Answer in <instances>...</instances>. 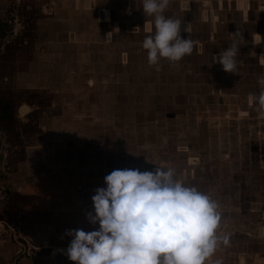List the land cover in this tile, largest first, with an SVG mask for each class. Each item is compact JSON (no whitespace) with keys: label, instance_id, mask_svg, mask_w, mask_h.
Returning <instances> with one entry per match:
<instances>
[{"label":"rangeland","instance_id":"rangeland-1","mask_svg":"<svg viewBox=\"0 0 264 264\" xmlns=\"http://www.w3.org/2000/svg\"><path fill=\"white\" fill-rule=\"evenodd\" d=\"M16 1L0 29L5 35L14 31L17 38L6 44L4 53L0 50V61L11 56L28 60L30 51L20 49L24 40H33L39 21L53 18L55 30L65 28L56 20L66 15V6L56 5L60 0ZM181 1L169 0L163 13L180 20L181 37L194 41L193 52L180 61L162 59L159 66L149 65L142 42L154 35L155 28L153 17L143 14V0H128L138 25L131 37H121L120 64L115 63L117 56L114 61L113 57L104 60L101 53H85L88 48L78 55L76 77L107 79L112 75L120 77L121 83L119 89L96 85L90 96L73 102L74 110L93 118L74 130L80 133L75 134L81 138L77 142L83 143L74 151L78 163L74 160L71 168L77 169L86 159L95 163L86 167L98 175L113 168L143 172L172 167L178 181L196 187L219 205V243L205 264H264V109L251 99L264 91L258 83L264 79V0ZM203 2L207 5L204 12ZM98 4L107 6L104 1ZM118 5L114 8L121 18ZM91 16L74 14L85 20L76 21V27L86 28ZM143 20L149 23L140 25ZM234 41L240 48L236 69L225 73L216 62ZM57 59L61 65L66 63L61 55ZM69 64L48 70V76L71 74ZM37 98L25 91L15 95V102L11 101L15 122L2 125L12 147L8 155L11 169L22 157L18 129L23 127L15 118L17 106L21 100L40 104L36 112L40 116L52 105L50 99L38 103ZM35 121L36 114L29 124ZM30 130L31 126H25L23 132Z\"/></svg>","mask_w":264,"mask_h":264},{"label":"crops","instance_id":"crops-1","mask_svg":"<svg viewBox=\"0 0 264 264\" xmlns=\"http://www.w3.org/2000/svg\"><path fill=\"white\" fill-rule=\"evenodd\" d=\"M101 1L107 6H99ZM13 2L17 1L0 0V23L7 22V10ZM58 3L67 8L64 19H56L65 25L64 31L55 30L53 18L39 21L33 40L30 43L24 40L25 46L20 49L30 51L28 60L11 56L0 61L1 98L15 102V95L25 91L36 94L38 103L52 101L51 107L45 108L40 116L36 113L40 104L21 100L17 106L15 118L23 127L18 129L22 157L14 161L13 169L8 156L12 147L0 126V264H71L64 252L70 242L66 230L98 228V225H90L85 216L92 210L94 190L104 186L103 178L110 172L104 174L103 170L98 175L94 168L86 167L88 163L95 164L88 159L77 169L71 168L75 161L78 163L74 151L79 149L78 143H83L77 142L81 138L75 134L80 133L74 130L86 126L84 122L93 118L81 110H74L73 102L82 95L90 96L88 94L95 92L96 85L119 89L121 78L112 75L107 79L76 77L75 67L79 69L76 65L80 62L78 55L86 52L104 54V60L113 57L115 61L117 56L115 63L120 64L121 37H131L138 21L136 11L128 7V0H60L56 5ZM115 3H119L121 18L116 16ZM206 7L203 2L201 10ZM77 13L93 15L85 22L86 28L76 27V21H85L73 17ZM140 22V25H147L149 20ZM14 35V31L2 34L0 29L3 53L6 44L17 38ZM84 48H88L85 53ZM59 55L66 59L64 65L59 64ZM67 63H70L69 70L73 69L71 74L60 78L48 76V70L66 68ZM6 71L11 76L5 74ZM25 107L28 109L21 113ZM34 114L37 121L29 124ZM25 126L32 127L28 134L23 132ZM93 156L100 162L95 153Z\"/></svg>","mask_w":264,"mask_h":264},{"label":"clouds","instance_id":"clouds-1","mask_svg":"<svg viewBox=\"0 0 264 264\" xmlns=\"http://www.w3.org/2000/svg\"><path fill=\"white\" fill-rule=\"evenodd\" d=\"M168 2L143 0V14L153 17L155 28L142 42L150 66L162 59L178 62L193 52L194 41L181 37L182 22L163 14ZM239 52L234 41L216 63L233 73ZM258 83L264 85V79ZM251 99L264 109V91ZM103 185L94 190L92 210L85 216L98 228L65 232L70 242L64 252L71 264H205L215 252L219 205L178 181L174 168H118L103 178Z\"/></svg>","mask_w":264,"mask_h":264},{"label":"trees","instance_id":"trees-1","mask_svg":"<svg viewBox=\"0 0 264 264\" xmlns=\"http://www.w3.org/2000/svg\"><path fill=\"white\" fill-rule=\"evenodd\" d=\"M2 26L3 24H1V27ZM6 122H8L9 124H13L15 122L14 114L12 112V102L1 98L0 99V126H2Z\"/></svg>","mask_w":264,"mask_h":264},{"label":"bare ground","instance_id":"bare-ground-1","mask_svg":"<svg viewBox=\"0 0 264 264\" xmlns=\"http://www.w3.org/2000/svg\"><path fill=\"white\" fill-rule=\"evenodd\" d=\"M26 109H28V108H23L22 110H21V113H25V111H26ZM28 111V110H27Z\"/></svg>","mask_w":264,"mask_h":264}]
</instances>
